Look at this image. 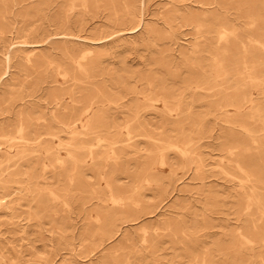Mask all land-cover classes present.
I'll list each match as a JSON object with an SVG mask.
<instances>
[{"label":"rangeland","instance_id":"rangeland-1","mask_svg":"<svg viewBox=\"0 0 264 264\" xmlns=\"http://www.w3.org/2000/svg\"><path fill=\"white\" fill-rule=\"evenodd\" d=\"M68 2L0 4V264H264V216L245 198L264 199V95L260 121L215 109L237 78L193 90L210 32L264 26V0ZM85 102L101 125H68ZM21 120L38 145L27 127L18 143Z\"/></svg>","mask_w":264,"mask_h":264},{"label":"bare ground","instance_id":"bare-ground-1","mask_svg":"<svg viewBox=\"0 0 264 264\" xmlns=\"http://www.w3.org/2000/svg\"><path fill=\"white\" fill-rule=\"evenodd\" d=\"M76 1L80 2L82 7H85L86 0H63V2H68V11H72L75 8L74 2ZM1 3L2 0H0V4ZM234 25H231V32L229 33V31H224L226 29V24H221L217 27L216 30L210 32L211 35L204 40L203 44L204 47H207L206 52L210 58L211 65L208 74L204 72L201 77L202 80H198L197 83L193 85V90L208 92L217 88L218 91L224 92L228 90L225 85L223 86L224 81H228L229 83L230 80H234L235 78H237L239 79L238 81L236 80L238 82V87L234 86V95L231 97H228V95H226L227 97H222L221 95H219V100L215 104V109L217 108L219 110H224V115H227V113H229V110H227V108H231L233 113L235 114H240L243 111H248L253 113L254 115L258 114L259 117V113L262 112V107L260 106L261 104H259L260 102L258 103L256 101V98L259 95H264V26H258L256 19L251 15L248 16L245 25H238V28L236 27V25ZM195 44L197 45V43ZM30 57L31 54L26 55L25 59L27 62L30 61ZM84 58L85 54H83V56H80L79 60L76 61L75 65L78 70H82L80 60L82 61ZM215 82L216 88H213L215 86L209 87L211 83ZM204 96L214 98L216 95H208V93H205ZM57 106L58 105H55V109L58 110ZM93 110V103H83V107L79 110V114L77 115V117L71 115L68 125L76 126L78 124L81 127H88L89 125L93 124L94 126H100V121L96 119L92 120L94 114ZM161 110L170 112L164 102L162 103ZM54 114L55 113L53 111L52 115ZM171 115L172 114H169V116ZM259 119L260 121L262 120L261 116L259 117ZM76 122L77 124H75ZM37 126L38 124H35V127ZM26 127L32 128L33 133L36 135L33 140L37 141V139H39L40 137L37 134L38 129L36 130L32 123H28L27 125H25L22 120L19 121L17 125V138L18 143H21L22 147H28L29 139L25 138L22 133ZM249 137L251 138L253 143L256 142L254 136ZM39 143L40 141H37L35 145H38ZM178 152L182 157L187 155V151L184 149L179 148ZM65 155L70 159L71 162L77 163V159L72 152L66 150ZM8 156L9 153H6V157ZM236 168L241 171L246 177H250V174L244 170V167L240 163L236 165ZM250 190V194L248 196L246 195L245 197L247 202L246 209H248L250 206H254L256 207V209H258L259 214L262 217L264 216V199L254 192L256 190L254 187H252ZM108 200L111 207L114 205L119 206L120 210L116 212H119V214L125 212L122 208V206H124V200L111 195V193L109 194ZM111 207H108L104 215L105 220L113 221L117 217V213L115 212V210L111 209ZM254 233H256V231ZM239 237L241 240L240 244H242V246L244 244L249 245L250 247V245L255 243L250 237L246 236L245 234L239 233ZM261 242L264 243V238L261 240ZM232 264L242 263L235 260L232 262Z\"/></svg>","mask_w":264,"mask_h":264}]
</instances>
